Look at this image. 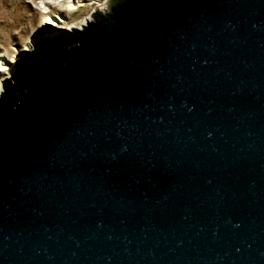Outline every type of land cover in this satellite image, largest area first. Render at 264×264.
<instances>
[{"label":"water","instance_id":"obj_1","mask_svg":"<svg viewBox=\"0 0 264 264\" xmlns=\"http://www.w3.org/2000/svg\"><path fill=\"white\" fill-rule=\"evenodd\" d=\"M29 43L0 264H264V0H108Z\"/></svg>","mask_w":264,"mask_h":264},{"label":"rangeland","instance_id":"obj_2","mask_svg":"<svg viewBox=\"0 0 264 264\" xmlns=\"http://www.w3.org/2000/svg\"><path fill=\"white\" fill-rule=\"evenodd\" d=\"M107 1H91L76 12L71 20L78 22L77 25L84 23L97 10L95 9L97 4L103 7ZM39 16V2L36 0H0V48L6 49L10 55L13 49L19 48L27 38L29 40L30 35L39 30L37 29ZM8 77L7 72L0 80V90L1 81Z\"/></svg>","mask_w":264,"mask_h":264},{"label":"bare ground","instance_id":"obj_3","mask_svg":"<svg viewBox=\"0 0 264 264\" xmlns=\"http://www.w3.org/2000/svg\"><path fill=\"white\" fill-rule=\"evenodd\" d=\"M39 2L40 16L37 25V29H40L43 25H50L62 28H67L72 25H77L71 18L73 15L84 8L91 1L96 0H36ZM101 5L97 4L95 9H99ZM87 17V16H86ZM33 34V33H32ZM31 34V35H32ZM30 35V37H31ZM31 45L28 38L26 41L16 49H13L9 55L8 51L4 48H0V80L7 74L8 69L14 62V59L22 52L29 51Z\"/></svg>","mask_w":264,"mask_h":264},{"label":"flooded vegetation","instance_id":"obj_4","mask_svg":"<svg viewBox=\"0 0 264 264\" xmlns=\"http://www.w3.org/2000/svg\"><path fill=\"white\" fill-rule=\"evenodd\" d=\"M111 8V7H110ZM110 9L108 11H106L107 13H109Z\"/></svg>","mask_w":264,"mask_h":264}]
</instances>
